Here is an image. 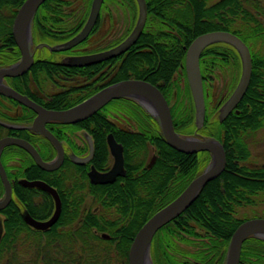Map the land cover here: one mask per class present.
<instances>
[{
	"label": "trees",
	"instance_id": "16d2710c",
	"mask_svg": "<svg viewBox=\"0 0 264 264\" xmlns=\"http://www.w3.org/2000/svg\"><path fill=\"white\" fill-rule=\"evenodd\" d=\"M22 2L0 0V9L10 14L6 23H10ZM146 3L147 19L137 43L163 45L151 48L154 72L139 69L150 61L143 56L127 58L109 84L128 78L143 79L158 86L169 104L168 93L179 92L178 88L172 90V75L182 71L187 99L186 103L169 105L174 130L183 136H191L196 130L206 137L214 136L222 143L226 156L221 174L201 188L184 212L155 233L150 257L153 264H223L231 234L249 219L238 218L237 208L253 204L257 195H264V166L242 164L249 156L245 135L264 124V54L255 49L258 40H264V0H218L210 5L207 0H146ZM42 5L34 22L39 20ZM214 30L231 32L248 46L251 77L242 99L223 121L205 106L203 124L196 129L184 68L185 51L196 36ZM228 61L240 67L239 56L231 46L216 43L206 47L199 58L203 81L205 71ZM46 127L59 140L69 141L68 133L86 129L93 135L91 163L97 170L110 165L104 135L112 133L122 145L126 174L112 183L91 184L84 168L68 159L56 170L45 171L22 148L6 146L0 159L8 178V167L14 168L15 180L11 185L12 199L0 210V264H128V248L136 231L155 211L173 200L210 160L208 152L186 154L171 148L155 118L128 98L108 102L77 124L51 121ZM3 134L27 140L43 160L56 155L54 146L40 134L24 129H6L0 136ZM152 156L154 162L148 167ZM18 177L42 180L56 189L61 212L51 228L40 231L25 224L23 212L35 219H45L52 213L53 201L44 191L18 184ZM3 193L0 180V198ZM95 206L97 209L93 211ZM177 243L193 245L195 249L191 252ZM239 264H264V240L246 239Z\"/></svg>",
	"mask_w": 264,
	"mask_h": 264
},
{
	"label": "water",
	"instance_id": "95a60500",
	"mask_svg": "<svg viewBox=\"0 0 264 264\" xmlns=\"http://www.w3.org/2000/svg\"><path fill=\"white\" fill-rule=\"evenodd\" d=\"M45 0H24L18 7L15 14L12 30L22 52L21 61L7 68L0 70V77L13 75L19 69L32 62V55L28 52L25 42L30 38V25L39 5ZM103 0H92L89 15L83 27L73 37L60 45L59 50L69 49L70 47L83 41L90 33L95 20L98 16L99 8ZM138 5V17L136 23L128 36L115 47L91 55L73 57L74 65H87L98 62L110 57H115L126 51L136 42L144 27L147 17V7L145 0H136ZM224 43L231 46L238 54L240 60V76L238 82L229 97L220 109L219 121H223L237 106L245 94L252 71V59L248 46L235 34L214 30L196 36L186 47L185 51V73L187 83L191 93L195 110V127L199 129L203 124L205 115V102L203 93V82L199 66V58L202 51L209 45ZM57 49V48H56ZM0 91L10 97L15 98L35 112V117L28 126L10 125L3 123L8 128H26L44 136L55 148L56 156L51 161H44L36 148L27 140L17 137L6 136L0 139V156L2 149L7 145H15L25 150L34 160L35 164L46 171L57 169L64 159V149L61 142L52 132L46 128L48 122H61L64 124H75L92 116L108 102L128 98L140 104L158 122L160 132L165 142L173 149L186 153L194 154L198 152H208L210 160L205 168L195 176L186 187L170 202L155 211L136 231L128 248V264H153L150 257V247L155 233L165 224L177 218L195 200L201 188L209 181L218 177L224 170L226 163L225 151L222 143L214 136L199 138L195 135L183 136L174 130L169 104L160 89L143 79L128 78L111 83L80 103L62 110H48L35 102L27 99L20 93L5 88L0 85ZM197 131V130H196ZM195 131V132H196ZM109 153L112 157L110 168L105 172L97 171L92 165L87 172L90 183L107 184L114 182L118 177L125 175L123 148L113 135L106 136ZM93 147L89 139V153L86 157L72 156L75 163L83 164L90 160ZM152 156L148 167L154 161ZM0 180L4 193L0 198V210L8 205L11 200V182L7 177L6 171L0 159ZM18 183L24 187L40 189L48 193L54 203L52 214L43 220L33 218L25 212L24 222L36 230H46L58 220L61 211V201L56 189L42 180H28L20 178ZM104 238L108 235L102 234ZM1 237V228H0ZM249 237H257L264 240V217H253L241 222L231 234L226 249L223 264H239L240 252L243 242Z\"/></svg>",
	"mask_w": 264,
	"mask_h": 264
},
{
	"label": "flooded vegetation",
	"instance_id": "af4514ba",
	"mask_svg": "<svg viewBox=\"0 0 264 264\" xmlns=\"http://www.w3.org/2000/svg\"><path fill=\"white\" fill-rule=\"evenodd\" d=\"M64 1L67 2V5L63 4ZM110 1L114 3H119L121 5H127L129 10H131L129 13V18H131L132 20L130 26L128 24L123 33L125 35L116 40H114L112 37L109 36L114 32L113 27L112 26L110 27V21H108L109 17H111L112 15L110 13L112 11L110 12L109 10L107 11V4H108L107 2ZM89 3H90L89 5H85L84 7L86 8L87 6H89L88 11L87 12L84 11L82 13L81 11L72 9V7L74 8L75 6H72L71 0H49L48 2L44 1L42 3L43 5L40 4L39 7L42 5V9L40 12L39 20L34 22V17H35L34 14V17L30 25V38H27L25 42L28 52L32 55V62L27 66L19 69V71L16 72V74L4 75L0 77V85L20 93L21 95L25 96L27 99L35 102L36 104L40 105L45 109L62 110L74 106L77 103H80L81 101L88 98L89 96L100 90L101 88L109 85V83L112 81L114 74L118 73L120 68H122L121 67L122 63L127 58L134 59L136 57L139 58L140 56H143L144 59L146 58L150 60L148 64L140 65L139 69L141 71L151 70L150 73L152 74L154 72L153 67L155 66V63L151 61V59H154L151 48L159 47L163 45L151 44V43L148 44L137 43L138 39L126 51L122 52L121 54L115 57H110L108 59H104L87 65L72 64L73 57H80V56L100 53L109 50L115 47L116 45H118L119 43H121L128 36V34L131 32V30L133 29L136 23L138 17V5L136 0H103L99 8L98 16L88 36L83 41L70 47L69 49L59 50L60 45L63 44L68 39H70L71 37H73L75 34H77L85 24L87 17L89 15L92 0H90ZM146 7H147V3H146ZM104 12L105 14L103 15ZM15 14L12 20L10 21V23L9 22L6 23V21H8V18H10V14H8V12L5 10H0V70L3 68L14 66L21 61V57H22L21 48L17 43L12 30ZM80 15L85 16L83 22H81V20L78 18V16ZM75 16H77L79 20L73 23ZM106 18H108L107 19L108 23L104 25V21H102V19L106 20ZM65 35H70V36L68 38H64ZM143 50L147 51L148 54L145 55L142 52ZM181 73L182 71L175 72L172 75L171 80L175 81V77H177L178 74L181 75ZM34 117H35V112L32 109H30L23 103L19 102L15 98L7 96L0 91V135L2 132L4 133L6 129L16 130L14 128L6 127L3 123L10 125L28 126L31 124ZM21 129H24L29 132L32 131L26 128H21ZM33 133L38 134L36 132ZM108 134L109 133L104 135L105 141H106V136ZM67 135L70 137V141L65 139L63 140L58 139L61 142L62 147L64 149V159L61 165L63 164L65 159L70 160L76 166L84 168L86 172V177L89 181L87 172L89 171L91 165L94 167V165L91 163L94 154L93 135H90L88 131L84 128H78L74 130L73 133H68ZM193 135L199 138L206 137L199 131L194 132ZM6 136L18 137L15 135L3 134V136H0V139ZM89 139L93 147V152L90 160L83 164L75 163L72 159L73 155H76L78 157H86L88 155ZM51 160H47V161H51ZM111 163H112V157H111L110 165L108 166L107 169L97 170L95 167L94 168L99 172H105L110 168ZM8 170L10 171L9 172L10 177L8 179L10 180L12 185L15 180L14 172L12 171L14 170V168L8 167ZM125 174H126V169H125ZM20 178H25V177L16 178L17 182ZM93 209H94L93 211H96L97 206H95ZM53 210H54V203H53ZM24 213L25 212H23V216ZM38 220H43V219H38ZM109 238L110 235H108L106 239Z\"/></svg>",
	"mask_w": 264,
	"mask_h": 264
},
{
	"label": "rangeland",
	"instance_id": "374dc122",
	"mask_svg": "<svg viewBox=\"0 0 264 264\" xmlns=\"http://www.w3.org/2000/svg\"><path fill=\"white\" fill-rule=\"evenodd\" d=\"M72 6H75L72 9L84 12L88 11L89 6L86 8L85 5H89L90 0H71ZM218 0H207V4H213ZM107 11L110 12L112 15L111 17L106 18L104 21V25L110 21V27L112 26L114 32L109 36L112 37L114 40L123 37L125 34L124 30L126 29L127 25L131 23V18H129V10L127 5H121L119 3H114L112 1L107 2ZM1 10V9H0ZM105 12L103 13V15ZM81 16V17H80ZM78 16L79 19L82 18V15ZM77 16L74 18V22L79 20ZM84 18V17H83ZM85 19V18H84ZM108 19V21H107ZM111 38V39H112ZM92 41V39H91ZM256 50L260 51L264 54V40H258L256 44ZM223 58V57H222ZM227 61V60H226ZM224 64H216L211 69L204 72V81L203 82V93L205 98V106L209 113H213L215 118H218L220 115V109L225 102V100L229 97L231 92L234 90L239 76H240V67L236 68L233 66L231 61L223 62ZM176 75V74H175ZM184 75L178 74L175 77L174 86L172 90L175 91L178 88L177 93L172 94L168 93L169 95V105L174 103L183 102L186 103L187 97L185 96V92L183 90L185 82H184ZM176 85V87H175ZM114 120V119H113ZM115 121V120H114ZM118 123V121H116ZM201 128V127H200ZM245 141L247 144V148L249 151V156L247 160H245L242 164L247 167H260L264 166V124L255 131H250L245 135ZM17 164V163H16ZM255 203L250 204L248 206H240L237 208L236 216L238 218L247 217H264V195L259 194L255 198ZM90 201L86 203L89 205ZM1 218V217H0ZM177 246L180 248L188 249L189 251H193V245H184L177 243Z\"/></svg>",
	"mask_w": 264,
	"mask_h": 264
}]
</instances>
